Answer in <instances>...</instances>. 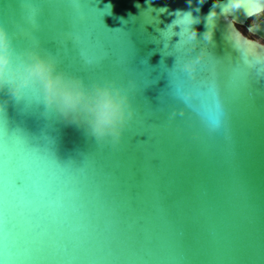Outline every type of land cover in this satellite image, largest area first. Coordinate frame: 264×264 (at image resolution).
Instances as JSON below:
<instances>
[{
	"label": "water",
	"instance_id": "95a60500",
	"mask_svg": "<svg viewBox=\"0 0 264 264\" xmlns=\"http://www.w3.org/2000/svg\"><path fill=\"white\" fill-rule=\"evenodd\" d=\"M211 7L0 0L17 53L125 101L119 136L97 138L35 90H0V264H264V58L230 22L264 31ZM169 13L188 18L181 42L156 31Z\"/></svg>",
	"mask_w": 264,
	"mask_h": 264
},
{
	"label": "clouds",
	"instance_id": "9594fccd",
	"mask_svg": "<svg viewBox=\"0 0 264 264\" xmlns=\"http://www.w3.org/2000/svg\"><path fill=\"white\" fill-rule=\"evenodd\" d=\"M210 3L208 22L214 24L220 15L229 17L240 12L250 21L252 36L264 31V0H210ZM236 23L235 19L230 22L233 30L230 36L237 45L243 39L248 55L264 58V37L249 40L236 28ZM211 35L209 31L207 36ZM5 89L14 97L21 96L26 89L37 91L49 109L70 122L86 124L97 138H117L125 120V101L118 89L100 83L86 85L79 78L58 71L55 60L41 55L35 47L17 53L8 29L0 24V90Z\"/></svg>",
	"mask_w": 264,
	"mask_h": 264
},
{
	"label": "snow or ice",
	"instance_id": "6c2138e0",
	"mask_svg": "<svg viewBox=\"0 0 264 264\" xmlns=\"http://www.w3.org/2000/svg\"><path fill=\"white\" fill-rule=\"evenodd\" d=\"M95 2V0H93ZM146 3H150V0H146ZM161 12H164L166 10L161 9ZM169 15H172L174 18L170 21L169 24L165 25L163 29L157 28L156 31L158 32L159 36L162 40L168 41L171 37H175L176 40L182 41V37L186 31L189 30L190 26L188 24V18L181 15H176L169 13ZM154 23V22H150ZM238 39V37H237ZM231 42L234 45H237L236 40H234L232 37L230 38ZM245 46H247V42H243ZM252 57H249V60H252ZM257 67H259V64L257 63ZM84 83H91L90 80H84ZM14 175V174H13Z\"/></svg>",
	"mask_w": 264,
	"mask_h": 264
},
{
	"label": "rangeland",
	"instance_id": "374dc122",
	"mask_svg": "<svg viewBox=\"0 0 264 264\" xmlns=\"http://www.w3.org/2000/svg\"><path fill=\"white\" fill-rule=\"evenodd\" d=\"M246 24H250V21H249V20H247ZM240 28H241V30H242L243 32H246V30H245V27H244V26H242V27H240Z\"/></svg>",
	"mask_w": 264,
	"mask_h": 264
},
{
	"label": "flooded vegetation",
	"instance_id": "af4514ba",
	"mask_svg": "<svg viewBox=\"0 0 264 264\" xmlns=\"http://www.w3.org/2000/svg\"><path fill=\"white\" fill-rule=\"evenodd\" d=\"M240 30H241V28H240ZM256 38H258V37L256 36Z\"/></svg>",
	"mask_w": 264,
	"mask_h": 264
}]
</instances>
